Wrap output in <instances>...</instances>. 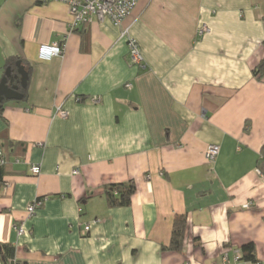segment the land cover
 <instances>
[{
	"label": "crops",
	"instance_id": "obj_1",
	"mask_svg": "<svg viewBox=\"0 0 264 264\" xmlns=\"http://www.w3.org/2000/svg\"><path fill=\"white\" fill-rule=\"evenodd\" d=\"M70 20L60 2L0 0V78L9 58L29 68L0 113V246L25 264H264V0H138L120 26ZM54 42L62 53L40 60ZM129 180L130 205L110 207L104 185ZM177 214L181 252L164 249Z\"/></svg>",
	"mask_w": 264,
	"mask_h": 264
},
{
	"label": "built area",
	"instance_id": "obj_2",
	"mask_svg": "<svg viewBox=\"0 0 264 264\" xmlns=\"http://www.w3.org/2000/svg\"><path fill=\"white\" fill-rule=\"evenodd\" d=\"M44 2H60L68 7V11L71 17L70 27L75 28L81 24L91 23L94 20L103 21L105 19L109 20L112 24L120 26L122 22L131 14L133 8L135 7L138 0H43ZM210 28L205 23L201 24L197 30L196 34L202 36L203 34L209 32ZM121 35H128V31L123 29ZM127 46H128V62L132 66H138L140 68H145V63L143 61L142 54L140 52L139 45L137 42L131 38L127 37ZM63 46L61 42H54L52 44H41L38 47V58L40 60H49L53 56H57L62 53ZM128 86V85H127ZM98 96H92L91 101L94 103L99 102ZM55 113L65 118L68 116V111L58 106ZM219 145L217 144H208L205 148L204 155L208 162L212 163L215 161L219 153ZM5 156L0 150V164L5 162ZM19 162L18 159H16ZM31 174L37 175L40 171V166L38 164L30 165ZM258 174L260 171L256 170ZM78 168L73 170V173H78ZM46 199L44 198H35L32 203L28 204L26 210L28 216H32L35 212V209L39 207L42 202ZM250 202H247L243 207H248ZM18 234L24 232V229L21 226L16 227ZM84 230H89V225L84 226Z\"/></svg>",
	"mask_w": 264,
	"mask_h": 264
},
{
	"label": "trees",
	"instance_id": "obj_3",
	"mask_svg": "<svg viewBox=\"0 0 264 264\" xmlns=\"http://www.w3.org/2000/svg\"><path fill=\"white\" fill-rule=\"evenodd\" d=\"M18 59L19 58L17 57L9 58L5 63L4 70L7 67H10L11 72L15 73L16 71L15 62ZM25 69L27 70V72L29 71V68H27L26 66H25ZM253 74L259 75V76L264 74V60H262L253 69ZM8 82L12 84V83H15V80H13L11 77L8 79ZM19 90L22 92V94L25 91L24 88H20ZM5 102H7V100H4L0 104V113L2 110V106ZM3 154L6 160L3 164H0V172H2L4 167L8 164L7 154L5 152H3ZM257 169L260 171V174L264 177V143L262 144L260 151H259V157L257 159ZM103 192H104L107 204L110 207H124V206L130 205L132 195L135 192V185L132 180H129L126 182H120V183H108L104 185ZM186 228H187L186 215L185 214L175 215L172 220V224H171L169 243L167 246H164V249L181 252L184 247V238H185ZM0 247H1L0 254L4 258L3 260L4 264H25L24 262H20L19 260L15 259L14 249L12 247L8 248L7 245H1ZM241 254L242 255L240 257L242 260L256 261L255 254H254V245L252 243L243 244L241 246Z\"/></svg>",
	"mask_w": 264,
	"mask_h": 264
},
{
	"label": "water",
	"instance_id": "obj_4",
	"mask_svg": "<svg viewBox=\"0 0 264 264\" xmlns=\"http://www.w3.org/2000/svg\"><path fill=\"white\" fill-rule=\"evenodd\" d=\"M16 71L11 72L10 67L4 70L2 77L0 78V104L4 101H20L23 98L20 88H25L28 79V72L25 66L22 64L21 60L15 62ZM15 80V83H9L8 79L11 78ZM1 251V247H0ZM2 260L4 258L2 257Z\"/></svg>",
	"mask_w": 264,
	"mask_h": 264
}]
</instances>
